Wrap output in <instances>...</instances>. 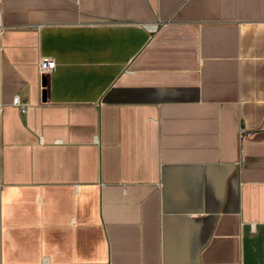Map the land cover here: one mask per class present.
I'll list each match as a JSON object with an SVG mask.
<instances>
[{
	"label": "crops",
	"instance_id": "crops-1",
	"mask_svg": "<svg viewBox=\"0 0 264 264\" xmlns=\"http://www.w3.org/2000/svg\"><path fill=\"white\" fill-rule=\"evenodd\" d=\"M0 264H264V0H0Z\"/></svg>",
	"mask_w": 264,
	"mask_h": 264
},
{
	"label": "built area",
	"instance_id": "built-area-1",
	"mask_svg": "<svg viewBox=\"0 0 264 264\" xmlns=\"http://www.w3.org/2000/svg\"><path fill=\"white\" fill-rule=\"evenodd\" d=\"M56 68V61L54 59L44 58L40 61L39 70L40 74L45 76L52 73ZM14 105L19 107L21 111L25 112L28 108V103L22 102L20 98L17 96L13 101Z\"/></svg>",
	"mask_w": 264,
	"mask_h": 264
}]
</instances>
